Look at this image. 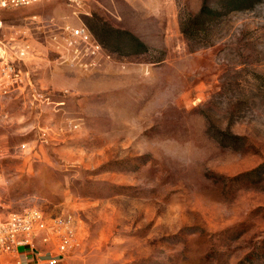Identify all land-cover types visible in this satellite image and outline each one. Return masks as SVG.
Segmentation results:
<instances>
[{
	"label": "rangeland",
	"instance_id": "374dc122",
	"mask_svg": "<svg viewBox=\"0 0 264 264\" xmlns=\"http://www.w3.org/2000/svg\"><path fill=\"white\" fill-rule=\"evenodd\" d=\"M0 20L1 219H66L71 264H264V0Z\"/></svg>",
	"mask_w": 264,
	"mask_h": 264
},
{
	"label": "built area",
	"instance_id": "2783aa9c",
	"mask_svg": "<svg viewBox=\"0 0 264 264\" xmlns=\"http://www.w3.org/2000/svg\"><path fill=\"white\" fill-rule=\"evenodd\" d=\"M51 0H0V14L6 10L30 7ZM74 11H79L84 6L85 0H64ZM1 28V20H0ZM73 38L80 39L86 36L84 28L71 31ZM99 49V47H96ZM95 54V51L93 52ZM20 56L23 54L20 52ZM0 59H5V51L0 43ZM6 71H14L11 64H5ZM37 239L43 244H49L55 252L65 255L72 247L74 241V229L70 222L62 217H46L41 212L31 210L20 215H9L0 218V264L2 259L16 254L18 249H29L33 254L37 253ZM24 257V256H22ZM39 258L29 264H40ZM54 264L55 260L47 261ZM19 264L22 261L19 260Z\"/></svg>",
	"mask_w": 264,
	"mask_h": 264
},
{
	"label": "crops",
	"instance_id": "0c3cea01",
	"mask_svg": "<svg viewBox=\"0 0 264 264\" xmlns=\"http://www.w3.org/2000/svg\"><path fill=\"white\" fill-rule=\"evenodd\" d=\"M35 245L38 250L37 253L33 254L29 249L20 248L16 254L3 258L2 264H19V260L22 261V264H29L36 258L42 261L40 264H49L47 261L50 259L55 260L54 264H71L66 255L58 254L50 245L43 244L38 239Z\"/></svg>",
	"mask_w": 264,
	"mask_h": 264
},
{
	"label": "trees",
	"instance_id": "16d2710c",
	"mask_svg": "<svg viewBox=\"0 0 264 264\" xmlns=\"http://www.w3.org/2000/svg\"><path fill=\"white\" fill-rule=\"evenodd\" d=\"M229 1L230 3H235L237 5V8L240 9L244 7L247 3H249L250 0H226Z\"/></svg>",
	"mask_w": 264,
	"mask_h": 264
}]
</instances>
